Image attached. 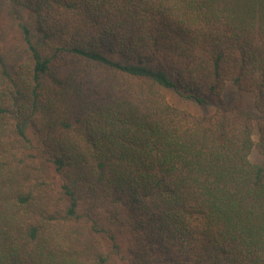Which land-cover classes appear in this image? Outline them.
<instances>
[{
  "label": "trees",
  "instance_id": "16d2710c",
  "mask_svg": "<svg viewBox=\"0 0 264 264\" xmlns=\"http://www.w3.org/2000/svg\"><path fill=\"white\" fill-rule=\"evenodd\" d=\"M0 264H264V0H0Z\"/></svg>",
  "mask_w": 264,
  "mask_h": 264
},
{
  "label": "rangeland",
  "instance_id": "374dc122",
  "mask_svg": "<svg viewBox=\"0 0 264 264\" xmlns=\"http://www.w3.org/2000/svg\"><path fill=\"white\" fill-rule=\"evenodd\" d=\"M223 101L231 106H239L247 111L254 109V97L249 93H243L233 88L228 90L222 95Z\"/></svg>",
  "mask_w": 264,
  "mask_h": 264
}]
</instances>
